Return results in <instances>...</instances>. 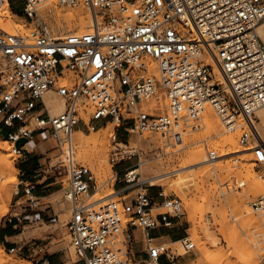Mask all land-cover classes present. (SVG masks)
<instances>
[{
  "label": "built area",
  "instance_id": "2783aa9c",
  "mask_svg": "<svg viewBox=\"0 0 264 264\" xmlns=\"http://www.w3.org/2000/svg\"><path fill=\"white\" fill-rule=\"evenodd\" d=\"M18 1L0 0V10L17 8L26 20L39 16L37 6L43 0ZM56 2L88 8L94 26L64 37L54 36L45 24L30 36L0 29V135L23 161L33 154L38 137L53 136L61 145L64 137L67 142L62 182H68L63 188L71 204L67 229L78 257L71 264H172V248L157 244L153 231L173 226V218L183 214V200L163 191L158 206L138 169H128L124 180L129 185L120 192L141 186L136 198L89 204L86 198L96 181L89 168L75 161L71 135L78 127L90 131L116 120L128 135L155 132L169 149L179 150L201 128L211 107L226 128L242 130L241 145L263 167L264 141L255 118L264 106V41L257 32L264 22V0ZM150 62L158 65L159 76L151 74ZM50 91L65 102V110L56 116L44 101ZM158 95L167 99L166 112L141 111V104ZM88 110L86 121L81 112ZM122 153H113L114 165ZM211 158L218 156L211 152ZM21 178V199H41L36 195L40 184ZM252 207L264 218L263 195ZM160 209L164 211L154 213ZM15 220L23 221L7 217L9 224ZM183 244L187 251L195 247L190 238ZM51 250L50 242L31 240L9 252L32 264H50Z\"/></svg>",
  "mask_w": 264,
  "mask_h": 264
},
{
  "label": "rangeland",
  "instance_id": "374dc122",
  "mask_svg": "<svg viewBox=\"0 0 264 264\" xmlns=\"http://www.w3.org/2000/svg\"><path fill=\"white\" fill-rule=\"evenodd\" d=\"M13 3L19 5L18 0H13ZM55 9L61 11V20H63L66 14L72 13V11L79 13L80 16L84 18L90 11L84 6H61L56 0H52V3L43 9H39L38 6L39 16L35 17L33 20H26L23 13L17 14L14 12L17 16H14L10 20L0 14V29L5 31L4 27L6 28V25L8 27L10 23H14L17 27L15 29H18L16 34L30 36L32 32L36 30L38 25L45 24L54 36H60V34L55 32V29L57 28L55 22H57V19L59 18L55 13ZM9 21L13 22L9 23ZM15 29L14 32H16ZM151 64L152 62H150V65ZM151 73L159 75L158 72ZM54 95L59 98L56 93H54ZM158 96L148 104H141V111L150 114H161L166 112L168 109V102L163 95H160L161 101L160 104L157 105L155 102ZM90 113V110L86 112L82 111L81 116L86 121H89ZM51 115L56 116L57 114L52 113ZM111 122L113 121L107 120L102 122L98 124V127L95 130H84L82 127L76 129L77 131H81L85 137H93L96 136L97 133H101L106 127L111 125L114 126V132L110 137L107 149L108 164L112 166L114 173L112 178L106 176L102 171L100 172L97 166L95 167L96 162L93 158L87 160L81 158L80 151L75 148V161L78 164L89 168L96 181L95 188L91 190L89 197L86 198L88 203L92 202L95 205V199L98 195H106L110 192H114L115 194L111 196V200L109 201L118 204L136 198L137 194L140 192L139 189L141 186H135L125 193L120 192V190L129 185L124 180L127 170L138 169V172L141 175L140 181L146 182L149 194L158 206L162 203L161 198H159V193L163 191L166 195H175L183 200V214L173 218L172 227L165 228V230L171 233L172 239L164 238L156 240L157 244H163L166 248H172L173 253L176 256L172 264H211L212 261V264H216L217 260L214 262L216 259L215 255L226 254V252H233V254L230 258H226V260H224L225 262L223 261L224 263L222 262L221 264H244L245 261V264H261V261L264 258V218L262 215H257L260 213L254 211L252 204L262 195L264 196V194L251 192L253 195L250 193V196L247 197L245 193L250 191L248 190V187L252 186V184L247 179L243 167L246 162L253 165L256 173L259 175V182L261 183L263 181L261 184H264V166H257L254 154L251 153L247 147L241 145L240 135L242 130H236L232 133L235 134L238 141L237 149H247V151L242 154H231L219 158V155L222 153V148H216L211 144L212 140L207 138L205 128H203L202 125L198 131L193 132L186 137L183 147H180L179 150H172L167 147V142L160 134L155 132H144L143 134L128 135L123 129V124L119 125L118 123V125H116ZM222 131L221 136L228 133L225 128H223ZM62 140L63 144L61 145L53 136L36 138L32 143L33 146H35V150L31 155L32 157L30 156L23 161L13 154L11 144L6 138L0 135V153L3 155L5 154V156L10 158L17 171L16 182L9 184L7 183L9 182V177L4 176L3 171L0 169V189L2 196L6 200L0 211V228L3 223H6V225L9 224L7 223V217L9 216H20L23 220V217L37 215L35 220L30 218L23 220V224L18 228V235L20 236L15 240L19 243L29 242L31 240L50 242L53 248L60 249L66 254L68 259L67 264H71L76 262L78 257L74 248L71 246V239L67 229V222L71 216V204L65 198V189H63L67 188L68 182H62L66 178V167H63L65 163H62L65 160L63 152L67 149V142L64 140V137ZM23 143L24 141H21L19 145H22ZM3 146L8 150H5ZM199 147V150L203 149L210 159H212L211 152L216 153L218 156L217 159L219 160H212L216 162L215 166L220 167H217L219 168L217 173L212 174L208 172L209 174H207V176L209 178L207 177L205 179H203L202 176L197 177L196 174L200 173L204 168H213L212 164H210V166H207V164L197 165L193 172H185L186 174H191V178H189V181L186 182L182 188H179L174 184L177 181L175 180L178 178L177 175H168L162 180V182L151 181L156 175L169 173L173 171L175 167V169H177L183 162L186 154L193 149L194 151H197ZM195 148L197 149L195 150ZM116 151H123L125 153L120 157V161L114 165L111 160L113 153ZM128 151H131L132 153H128ZM243 159L245 160L243 161ZM168 160H170V162ZM140 163H142V165H140ZM165 164L168 166L167 168ZM25 165H30L37 171L35 174L36 179L34 181L38 182V184H42L41 180L45 182L44 184L50 180L59 182L55 189L43 194L44 196L37 200V203L28 202L29 197L21 199L23 194V186L20 184V181L22 180L21 169ZM220 170H222V172ZM101 178H103V180ZM199 178L202 179V181H200ZM100 180L101 183H99ZM203 182L205 184H203ZM198 187L201 189L197 190ZM5 189L7 191H5ZM17 191H19L18 194ZM242 196L246 197L245 205H247L248 208L251 207L253 209L254 214L258 217L261 223L260 226L253 225L251 229L248 228L249 230L246 232L242 231L241 224L235 219L236 214L238 213L234 210L236 209L235 202ZM162 211H164V209L154 210V213L156 214ZM204 226L208 227V234ZM186 238H190L193 241L195 244L194 249L187 251L183 243L181 245L174 244V242ZM213 239L218 240L216 245L213 243ZM233 239H241L243 244H245L243 248L238 251L231 248L229 246V241H232ZM203 243L206 244L203 246ZM0 247V264H32L28 260H22L15 253H10L9 249L5 248L1 242ZM210 257L212 258L209 259Z\"/></svg>",
  "mask_w": 264,
  "mask_h": 264
},
{
  "label": "bare ground",
  "instance_id": "6f19581e",
  "mask_svg": "<svg viewBox=\"0 0 264 264\" xmlns=\"http://www.w3.org/2000/svg\"><path fill=\"white\" fill-rule=\"evenodd\" d=\"M51 3H52V0H43L41 3L38 4L39 9H43ZM80 12H82V11H80ZM55 13L59 17L57 19V22H55L57 25L55 32L60 34V37H64V36H68V35H72V34H84V32H86V33L90 32L94 26V17L90 11L85 18L81 17L79 13H75L72 11V13L66 14L64 16L63 20H61V18H60V17H62L60 10L55 9ZM0 14H1V16L6 17V19L9 18L8 20L12 19L14 16H17V15H15L14 11L12 10V8L10 6L5 7L4 9L0 10ZM0 19H1V17H0ZM10 22H13V21H9V23ZM15 28H17V27L14 25V23H10L8 25V27H7V25H6V28L4 27V30L6 32L10 33L11 35H14V33L16 34L18 32V29L16 30ZM14 29L16 30V32H14ZM257 32L264 41V22L257 27ZM149 65H150V63H149ZM150 72H154V73L158 72L159 73V67L157 66L156 63L152 62V64L150 65ZM217 73L219 75L220 80H223L221 74L218 71H217ZM151 74H153V73H151ZM157 76H159V75H157ZM155 98L156 97L145 101L144 104H148V103L152 102ZM44 101L47 104L49 110L51 108V114L53 113V114L59 115L65 110L64 100H62L60 97L57 98L54 95V93L51 91L47 92L44 95ZM160 101L161 100H160V95H159L155 103L157 105H159ZM111 123H115L116 125H118V121H116V120H114ZM255 124H256V127H257L263 141H264V106L256 111ZM240 125L244 126L245 124H244V122H241ZM202 127L205 128L207 138L212 140L211 144L216 148L217 147L222 148V151H221L222 153L219 155V158L229 156L231 154H242L243 152L247 151V149H237L238 148V141L235 137V134L232 133L233 131L237 130V129H234L236 126H233L232 128H226L225 125L222 122H220L219 118L216 115V112L213 111V109L211 107L210 108L207 107L206 111L203 114ZM223 128H225L228 133L226 135L221 136V134L223 132L222 131ZM238 130H240V129H238ZM113 132H114V126L111 125V126L106 127L101 133H97V135L93 136V137H85V135L81 131H77V130H75L71 135L72 144H73L74 148H77L80 151L81 158H83L84 160H87L89 158H93L96 162L95 167L97 166L99 168L100 172L102 171L106 176H110V178L113 177L114 173H113L112 166H110L108 164L107 149H108V145L110 142V137L112 136ZM206 135H205V137H206ZM4 147L5 146H3V148ZM4 149L8 150L6 148H4ZM196 149L197 148H195V150ZM199 149H200V147L198 148L197 151H194V149H193L192 151L188 152L186 154L183 162L181 163V165L177 169H175L176 168L175 167L173 169V171H171L169 173H166V174L163 173V174L156 175L155 177H153L151 179V181L152 182H160V181L162 182V180H164V178L167 177L168 175H177L178 178L176 177L177 179H175V180H177V181L174 184L177 185V187L182 188V186L185 185L186 182L189 181V178H191V174H186L185 172H188V171L193 172L195 166H197V165H204V164H207V166H210V164L213 165V168L209 167V169H207L208 167H206L202 171H200V173H197L196 174L197 177L202 176L203 179H205L208 177L207 176V174H209L208 172H210L212 174L217 173L220 167L215 166L216 162L213 161L212 159H210L205 154L203 149H201V150H199ZM0 150H1V146H0ZM124 153L125 152H123L122 154H124ZM217 160H219V159H217ZM244 160L245 159H243V161ZM168 161L170 162V160H168ZM167 164H169V163H167ZM140 165H142V163H140ZM165 166H166V164H165ZM14 167L15 166H13L10 158L8 156H5V154L3 155L2 153H0V169L3 171L4 176L9 177V182H7L9 184L13 183V182L15 183L17 180V176H16L17 171ZM167 167L168 166H166V168ZM217 167H219V168H217ZM243 169H245L244 171L246 173L247 179L252 184V186L248 187V190H250V191L249 192L246 191L248 194L245 193L247 195V197L250 196L251 192L257 193V194H262V193L264 194V184H261L263 181L261 183L259 182L260 181V179L258 180L259 175H258V173H256L254 166L251 164H248V162H246V164H244ZM222 170H220V171L222 172ZM193 174H195V173H193ZM212 174H211V176H212ZM101 179L103 180V178H101ZM199 180L202 181V179H200V178H199ZM99 183H101V180L99 181ZM205 183H206V181H205ZM205 183L203 182V184H205ZM197 186H198V182H197ZM200 189H201L200 187L197 188V190H200ZM9 190H10V188H9ZM5 191H7V190L5 189ZM18 192L19 191H17V194H18ZM113 194H115V193L110 192L106 195H102V194L98 195L95 199V205L103 203V202H108L109 200H111V196H113ZM244 196H242L240 199H238L235 202L236 203V209H234V210L236 212H238L236 214V218H235L236 221H238V223L241 224L242 231L246 232L249 229H251V227L253 225L260 226L261 223H260L258 217L254 214L253 209L251 207L248 208L247 205H245V203H246L245 198L246 197H244ZM5 202H6V200L2 196L1 189H0V211L3 207L2 205L5 204ZM89 204H94V203L89 202ZM257 215H260V214H257ZM260 220H262V219H260ZM204 227H205V230L208 234L209 233L208 227L207 226H204ZM212 241L215 245L218 243L217 239H213ZM182 243H183V240H179L177 242H174V244H177V245H181ZM204 244H206V243H203L202 245L204 246ZM244 245L245 244H243L241 239H233L232 241H229V246L231 248H233L235 251L240 250L241 248H243ZM0 249H1V247H0ZM232 254H233V252L232 253L226 252V254L215 255L216 259L214 262H216V260H217L216 264H221L224 260H226V258H230ZM211 258L212 257H210L209 259H211ZM245 262H244V264H245ZM209 263H211V262H209ZM212 263H213V261H212Z\"/></svg>",
  "mask_w": 264,
  "mask_h": 264
},
{
  "label": "crops",
  "instance_id": "0c3cea01",
  "mask_svg": "<svg viewBox=\"0 0 264 264\" xmlns=\"http://www.w3.org/2000/svg\"><path fill=\"white\" fill-rule=\"evenodd\" d=\"M21 171H22L24 182H35L34 181L36 179L35 174L37 173V171L33 167H31L30 165H25L23 166ZM41 182L42 184H40L37 188L36 195L38 197H43L44 196L43 194L48 193L51 190L55 189V187L59 184L58 181H51V180L47 182L46 184H44L45 182H43V180H41ZM27 218H30V216L23 217V220H26ZM22 224H23V221L21 223H18L16 220L14 221V224L6 225V223H3V225L0 228V242L5 248L11 249L21 243V242L20 243L17 242L15 239L20 236L18 235L19 234L18 228ZM153 237L157 240L164 239V238L172 239L171 233L165 229L153 231ZM49 260H50V264H67V261H68L66 254H64L62 250L53 248V247L51 250V256Z\"/></svg>",
  "mask_w": 264,
  "mask_h": 264
},
{
  "label": "trees",
  "instance_id": "16d2710c",
  "mask_svg": "<svg viewBox=\"0 0 264 264\" xmlns=\"http://www.w3.org/2000/svg\"><path fill=\"white\" fill-rule=\"evenodd\" d=\"M13 11L16 12L17 14H22L21 11H18V10H16V9H14Z\"/></svg>",
  "mask_w": 264,
  "mask_h": 264
}]
</instances>
